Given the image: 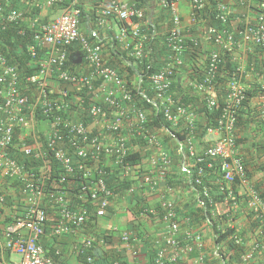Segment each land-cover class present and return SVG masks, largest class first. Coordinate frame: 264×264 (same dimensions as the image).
<instances>
[{
  "label": "built area",
  "instance_id": "1",
  "mask_svg": "<svg viewBox=\"0 0 264 264\" xmlns=\"http://www.w3.org/2000/svg\"><path fill=\"white\" fill-rule=\"evenodd\" d=\"M21 1L30 7L43 4L49 8L60 2ZM155 1L161 9L169 10L172 25L165 38L171 57L150 77L154 100L172 127L178 125L180 118L186 121L188 137L182 145L187 153L184 157L193 160V166H196L194 183H202V165L210 168L216 163L220 173L219 187L225 186L228 192L225 201L233 199L232 184L249 187L247 172L235 145L236 116L245 99L246 88L242 79L246 71L237 61L238 68L224 91L218 125L206 129V134L215 139L203 152H197L195 110L191 105L178 104L179 101L169 93L173 71L181 65L180 56L184 51L185 30L176 8L178 0ZM187 1L191 6V18H194L203 9V1ZM237 1L243 5L251 4V0ZM256 2L253 21L248 15L241 14L235 19L236 30H226L228 16L232 13L229 4L219 5L215 15L225 28H206V38L215 49L208 56L205 75L190 86L197 94L204 95L208 110L216 108L213 80L221 53L233 56L241 47L248 52H252V47H260L264 71V0ZM2 8L0 4V29L6 30L21 18V13L13 11L3 16ZM143 15L142 9L125 1L108 0L96 14V25L103 26L108 19L115 17L121 23L116 39L128 48L131 40L141 36L138 21ZM79 24V11L70 9L59 12L33 30L34 44L29 46L28 52L32 58L39 56V59L36 71L28 76H22L17 67L9 64L0 53V180L19 184L16 185L17 210H23L6 229V249L17 257L8 264H57L45 254L41 244L45 227L52 219L50 237L53 239L81 230L88 218L106 217L111 200L117 197L106 185V168L118 169L122 178L132 180L145 168L142 177L121 193L133 202L134 194L155 189L165 180L173 164L172 157L163 149L162 136L145 127V111L134 105L126 80L106 65L102 46L82 34ZM70 47H75L76 53L69 52ZM140 48L141 42L138 41L133 49L137 58L140 57ZM69 61L72 66L79 67L71 71L66 66ZM89 92L90 100L86 102L85 94ZM78 110L83 116L76 115ZM136 139L143 144L135 142ZM131 152L149 155L144 164L130 165L127 157ZM17 154L22 155V159L18 160ZM201 193L211 204L212 199L205 187ZM72 196L81 200L77 207L70 205ZM232 203L231 208L235 210L236 203ZM3 206V195L0 194V208ZM246 208L258 224L259 234H264V202L252 190ZM143 211V215L157 216L166 229L161 242H156L157 247H161L145 264H179V261L180 264H205V259L209 263L216 257L215 247L210 256L206 255V243L200 229L196 228L199 224H191L186 214L178 216L170 199ZM130 235L131 232L123 231L120 241L124 249L134 255L138 243L133 242L135 238L129 242ZM257 236L244 250V242L235 235L236 249L230 255L226 254L228 263L264 264V240ZM73 252L77 256L85 255V261L90 263L93 260L90 255L93 240L82 238L80 245L73 247Z\"/></svg>",
  "mask_w": 264,
  "mask_h": 264
},
{
  "label": "trees",
  "instance_id": "2",
  "mask_svg": "<svg viewBox=\"0 0 264 264\" xmlns=\"http://www.w3.org/2000/svg\"><path fill=\"white\" fill-rule=\"evenodd\" d=\"M76 1V3H75ZM123 1V0H122ZM148 0H131V5L138 9H143L146 5ZM168 2L176 1V0H167ZM203 1V9L197 12L194 16L195 20H202L204 23L200 22L199 25L203 28L204 25L206 26H213L217 29L225 28L222 22L216 18L217 8L219 5L224 4L223 0H202ZM235 4L239 5L237 0H231ZM253 3H257L256 0H252ZM24 4L21 0H0V4L3 7L1 13L3 16L8 15L11 12H19L21 13V18L14 23H11L6 30L0 29V53L3 54L8 63L14 65L19 70L22 76H28L34 73L37 69V59L39 56L32 58L29 55L28 48L34 44L33 42V30L37 29L39 24H43L48 22V17L38 19L36 16L41 11L39 9L40 6L30 7V6H22ZM130 3V2H129ZM74 4V5H72ZM107 4V3H106ZM25 5V4H24ZM50 12H63L70 9H77L79 11V23L83 19V9L80 5L77 4V0H60L59 3L55 4L54 6L50 7ZM32 10V11H31ZM144 10V9H143ZM161 17L170 18V12L167 9H161L160 11ZM27 13V14H26ZM57 14V13H56ZM97 14V13H96ZM146 14V13H145ZM231 14V13H230ZM229 14V15H230ZM55 15V14H54ZM31 18V20H30ZM115 18V17H112ZM111 19V18H110ZM48 20V21H47ZM117 20V19H116ZM30 21H33L30 22ZM119 22V21H118ZM119 24H121L119 22ZM31 25H34V28H29ZM204 29V28H203ZM226 30L232 32L233 29L227 24ZM141 34L143 35V39L141 40V48H140V57L137 58L133 54L135 50H133L134 45L136 44L135 41L131 40L129 48L122 50V57L118 58L117 56L111 58L110 60H106V65L110 68L114 69L122 76L131 90V94L133 95V102L134 105L142 110L145 111L146 114V123L145 127L153 132L155 131H163L165 132L162 135L163 142L169 141L171 144V140L178 142L179 144H184L185 138L188 137V131L186 130V121L184 118L179 119V123L176 127H172L169 122L165 120L163 115L160 113L158 106L159 103L154 100V93L151 88L150 84V77L155 74L157 71L160 70L163 64L168 59L169 50L167 49V45L165 44L166 34H163V29L161 27H157L156 23L151 24L147 20V16L143 18V22L141 23L140 28ZM193 37L186 39L183 46L184 51L180 58L182 59V64L179 66V72L182 74L183 72H187L190 70L188 64L189 59L187 58L190 55H193L192 51L195 49H199V45L195 46L194 43L196 41L192 40ZM116 42V41H115ZM212 45V43L210 42ZM69 52L76 53L75 47H70ZM256 52L262 55V48L256 46ZM254 56V55H253ZM256 56V55H255ZM257 57V56H256ZM254 63L257 64L256 60H252V57L248 58L247 64ZM260 69L253 71V74H258L260 77L255 79V81L251 84L249 88L245 89V99L241 104V109L237 112L236 116V123H235V133L237 135V131L245 130L249 127L250 123H256L257 125H261V138L264 139V115L262 118V114H250L249 107L251 103V99L255 96L256 93L259 95L264 96V71L262 69L261 63ZM66 66H69V69L76 70L75 67H79L76 65L75 67L72 66L71 62L69 61ZM208 66V60H205L200 67L194 68L193 74H190V78L193 79V82L199 81L206 73ZM238 68V63L235 61L234 57H232L228 53H221L220 54V62L217 67V71L215 74V78L213 80V86L215 91L217 92V102L215 104L216 108H212L208 110L206 107V98L204 95L197 94L194 89L190 88L189 85L187 86V90H183L180 88L179 83L177 82V75L172 74V83L169 89L170 95L177 100L178 104H183L185 106H192L195 110V127L194 130V137L196 139L202 138L206 134L207 128H215L218 125V120L221 116V109L223 105V96L224 91L226 90V86L229 83L233 73L236 72ZM258 69V68H257ZM180 75V74H179ZM194 76V77H193ZM177 77V78H176ZM243 81V79H242ZM185 94V95H184ZM86 102L90 100V92L85 94ZM85 102V103H86ZM253 111V109H252ZM76 111V115L80 114L83 116L82 111ZM258 117V121L254 119ZM140 139H136L135 142H139ZM239 139H235V145L237 147ZM143 144L142 141L139 142ZM164 144V143H163ZM168 146V145H167ZM166 147V146H165ZM164 147V149H165ZM264 148V145L261 146ZM187 153L184 149V155ZM149 154L140 152H131L127 157V163L130 165H139L143 158L147 157ZM171 156V155H170ZM22 155L17 154L16 158L22 159ZM244 163V161H243ZM204 166V167H203ZM55 166L53 165V168ZM245 171L247 172V178L250 181V174L244 165ZM204 169L203 174L201 176L202 183L200 185L194 183L195 178L197 177V172L195 171L196 166H193L189 172H185L186 178L188 180V185L192 187L193 191L196 193L198 197V206L186 216L191 220L192 224H201L206 223L210 227L213 237H214V247L216 248V257L210 261L209 263L204 260L205 264H229L227 261V255L235 251V239L233 237L236 235L243 239L246 231L239 232L235 227L231 226L238 219V214L236 212L239 208V198L237 197V187L238 184H232L231 191L234 194L233 199H227L226 193L227 190L225 186L222 189L219 187V180H220V173L218 170V166L216 163H213L210 168H207L205 165H202ZM260 171H264V165L258 168ZM106 178L105 182L110 189L114 196L121 195V193L127 189L131 184L135 183L134 180H129L122 178V174L120 170L114 168L111 170L110 168H106ZM4 181V180H3ZM2 185H11L15 187L19 184L11 183L10 181L5 180ZM202 187H205L209 193V197L212 199V203L209 204L208 200L205 199L201 193ZM229 188V187H228ZM254 191L259 198H261L264 202V192L258 190V188H254L252 185L246 188V202L249 196V191ZM3 195V202L4 205H11V197L6 192H0ZM71 199V206L77 207L78 204L81 203V200L75 198L74 196L70 197ZM139 197V195L133 196V207L131 211L134 213L135 216L139 214H143V210L147 209L146 203H144ZM232 202H235L236 209L233 210ZM225 203L229 208L226 214L220 213L217 214L216 206ZM89 206L88 208H90ZM1 210V209H0ZM110 213V209L108 211ZM108 216V215H107ZM106 216V217H107ZM152 218L148 214V218ZM248 217L252 219L251 214ZM7 221V220H6ZM96 222L94 218H88L85 224H92V222ZM255 222V220H253ZM256 223V222H255ZM85 224L83 226H85ZM256 225H258L256 223ZM82 226V227H83ZM47 227V226H46ZM45 227V231H46ZM257 227V226H255ZM131 232L129 237V242H132L134 239L133 231L131 229L128 230ZM68 235H64L60 238L50 237L48 239L42 238V247L44 250L50 248L49 251H45V254L56 258L55 256L56 249L54 245L59 242V240L64 239ZM110 236L104 235H97L93 242H100L101 238H104L105 242H109ZM43 242L47 245V248L44 247ZM161 246L156 247L152 246L150 253L148 254L149 260H152L155 257V253L157 249ZM122 251H125L122 249ZM92 255V254H90ZM195 255V254H194ZM85 256V255H84ZM81 254L78 255L82 264H127L123 259V254L120 252L116 253H104L101 259L95 260L93 259L90 263L85 261V257ZM180 264V261L178 262ZM254 264V263H250Z\"/></svg>",
  "mask_w": 264,
  "mask_h": 264
},
{
  "label": "crops",
  "instance_id": "3",
  "mask_svg": "<svg viewBox=\"0 0 264 264\" xmlns=\"http://www.w3.org/2000/svg\"><path fill=\"white\" fill-rule=\"evenodd\" d=\"M123 1L131 3V0ZM107 2L108 0H77V4L81 6L84 14L82 21H80L79 29L81 33L85 34L90 39L99 42L103 48L105 60H110L116 56L118 58L122 57L123 49L118 42H115L120 26L116 18L108 19L103 26L96 25V13H98ZM223 2L227 5H232L230 27L233 31L236 30L235 18L237 16L246 14L250 19H253V10L248 9L246 5H237L231 0H223ZM22 6L26 5L23 4ZM240 6H245L246 10H240ZM176 8L181 20L183 21V25L189 27L191 21V6L188 1L178 0ZM39 9H41V11L36 16L38 19L48 17V20H50L56 15V13H59L50 12L51 9L43 4L40 5ZM143 9L146 13L147 20L151 24L156 23L157 27H161L163 29L162 33L167 31L170 26L169 22L168 20L166 21V18L161 17V14L163 13L160 12V8L157 6L155 0H148ZM30 22L33 23V21ZM191 26L194 27V30L192 28V33L194 34L193 38L198 40L200 48L196 51L193 50V55L187 57L190 61L188 64L190 70L183 72L182 74L178 71L179 73L176 74L178 77H176L178 79L177 82L179 83L180 88L187 91L189 89L187 86L189 85L191 88L190 84L194 83V80L190 78V74L194 73V68L197 70V67H200V65L203 64L208 56V53L213 50V46L206 41L204 33L202 32L204 26L201 28V26L197 23L191 24ZM192 36V34L189 35L190 38ZM250 52L251 51L248 52L241 47L237 49L232 56L236 62L240 61L242 63V66L246 71L243 78V85L245 88H249L255 79L260 77L258 74H253V71L259 70V64L262 63V55L259 57V54L256 52V48L252 47V52ZM249 57H252V60H256L257 64H247ZM78 63L79 61L77 60L76 64ZM215 93L217 94L216 91ZM249 113L262 114L263 118V95L256 93L255 96H253L249 107ZM254 119L256 122L258 121V117L255 116ZM260 126L261 125H257L256 123H250L247 129L237 131L236 136L239 141L236 148L250 174V185L254 188H258L261 192H264V171H260L258 169L260 166L264 165V148H261V146L264 145V139L260 137L262 133ZM157 132L158 135H164L165 133L159 130ZM214 139V136H208L207 134L200 139H196V151L199 153L203 152L205 148L212 144ZM163 149L171 155L173 161L172 167L170 168L166 179L159 182L155 189L142 190L139 191L137 195L145 201L144 203H146V206L149 209L159 206L160 201L162 200L170 199L176 208L178 216L183 217L192 210L195 211L199 203L196 193L193 191L192 187L188 185V180L184 174L185 172L188 173V170L193 168L194 162L193 160L184 157V146L178 142L171 140L170 144L169 141H166L163 144ZM3 182L4 181L0 180V192L8 193L12 202L10 206L4 205L0 208V264H8L17 260V257L6 249V229L13 224V219L17 216V214H21L23 210L21 208L17 210V187L2 185ZM237 197L239 198L240 205L236 214H238L239 217L233 224H231V226L235 227L239 232L246 231L242 239L245 250L250 247L253 241L256 240L258 237L257 235L262 237L264 240V234H259V228L255 227L257 226L256 223L248 217L250 213L246 208V188L242 186L237 187ZM130 199V197L125 196L124 194L118 195L116 198L111 200L109 207L110 213L107 217L96 219V222L94 221L92 224H85L81 230H78L74 234L68 235L67 237H64V239L59 240V242L54 245V248L56 249L55 256L57 257H53V259L56 263L82 264L80 258L73 252V247L80 245L82 238L93 239L97 235H104L110 236L108 238L109 242H93V259H101L104 253L120 252L123 254V259L127 264H145L149 260L148 254L150 253L152 246L157 247L158 243L156 242H161L162 237L166 234V229L157 216L152 218H148L145 214L135 216L131 211L134 203L130 202ZM228 208L229 207L225 203H221L216 206V212L217 214H226L228 212ZM52 220L48 221L44 236L45 239L50 237ZM196 228L200 229L207 247L206 255L210 256L214 248V237L212 231L206 223H201L196 226ZM113 229H115V231H113ZM129 229L134 232L133 236L135 241L133 242L138 243L135 245V247H138L136 248L134 255L130 254L127 249H124V245L120 241V234L123 231H128ZM43 245L47 248L45 242H43ZM122 249L125 251H122ZM49 250L50 248H47L44 252ZM255 260L257 262L260 261L257 258H255Z\"/></svg>",
  "mask_w": 264,
  "mask_h": 264
},
{
  "label": "clouds",
  "instance_id": "4",
  "mask_svg": "<svg viewBox=\"0 0 264 264\" xmlns=\"http://www.w3.org/2000/svg\"><path fill=\"white\" fill-rule=\"evenodd\" d=\"M129 4H131V3H129ZM156 4H157V2H156ZM157 6H158V4H157ZM246 6H247L248 9L253 10L252 13L255 15V13L257 12L256 4L253 3L252 0H251V4H250V6H248V5H246ZM158 7H159V6H158ZM159 8H160V7H159ZM239 9H240V10H246V9H245V6H240ZM142 10H143V9H142ZM160 11H161V8H160ZM143 12H144V15H143V18H144V17L146 16V14H145V11H144V10H143ZM196 14H197V13H196ZM228 17H229V20H228L229 23H228V25L230 26V24H231V22H230V21H231V16L229 15ZM143 18H142L141 21H140V20L138 21L139 24H140V28H141V23L143 22ZM190 18H191V14H190ZM236 18H239V17L237 16ZM236 18H235V19H236ZM195 19H196L195 17H194V18H191L190 26H189V27H186V26L183 25V23H182L183 21L181 20V17H180L181 24L183 25L184 30H185V31H184V32H185V40L190 38V37H189L190 34H192V35H193L192 37H194V34L192 33V28H193V30H194V27L191 26V24H195V23H197V24L199 25V23L202 22V20H198V19L195 20ZM253 19H254V16H253ZM253 19H250V20L253 21ZM167 20H168L169 25H170L169 28L167 29V31H168V30L170 29L171 25H172V23H171V15H170V18H168ZM95 22H96V20H95ZM202 23H204V22H202ZM120 26H121V24H120ZM120 26H119V27H120ZM199 26H200V25H199ZM208 26H209V25H208ZM208 26L204 25V29H203L204 31L202 30V32L204 33V37H205L206 41L210 43L211 41L207 40V38H206V28H207ZM79 28H80V24H79ZM167 31L164 32L163 34H166V35H167ZM140 33H141V32H140ZM143 38H144V37H143V35L141 34L140 37H138V38H134L133 41H135L136 43H137L138 41L141 42V40H142ZM91 40H92V39H91ZM185 40H184V42H185ZM192 40L196 41L195 43H197V44L199 45L197 39H192ZM92 41H94V40H92ZM115 41L118 42V43L120 44V46H121V48H122L123 50L127 49V48H125L124 45H123L122 43H120L116 38H115ZM129 41H130V40H129ZM97 43L100 44L99 42H97ZM211 43H212V42H211ZM130 44H132L131 41H130ZM212 46H213V50H214L215 47H214L213 44H212ZM129 47H130V46H129ZM129 47H128V48H129ZM183 47H184V46H183ZM134 48H135V45H134L133 49H134ZM199 48H200V47H199ZM196 50H197V49H195L194 51H196ZM211 52H212V51H211ZM209 54H210V53H208V56H209ZM208 56H207L206 60H208ZM169 57H171L170 54H169V56H168V59H169ZM168 59H167L166 62H168ZM166 62H165V63H166ZM181 64H182V59H181ZM163 65H164V64H163ZM163 65H162V66H163ZM182 65H183V64H182ZM179 70H180L179 67H178L177 69L175 68L174 71H173V73L175 74V72H176V71L178 72ZM176 74H177V73H176ZM161 136H162V135H161ZM145 159H146V157L142 159V161L140 162V164H142V163L144 164V163L146 162ZM140 164H139V165H140ZM144 173H145V168H142V170H141L137 175H135V180H134V182L136 183V182L142 177V175H143ZM129 180H132V179H129ZM135 183H133V184H135ZM131 185H132V184H131ZM108 215H109V214H108ZM190 222H191V221H190ZM90 239H92V238H90ZM102 239H103V238H101V240H102ZM233 239H234V237H233ZM92 240H93V239H92ZM241 240H242V238H241ZM93 241H94V240H93ZM103 242H105L104 239H103Z\"/></svg>",
  "mask_w": 264,
  "mask_h": 264
}]
</instances>
